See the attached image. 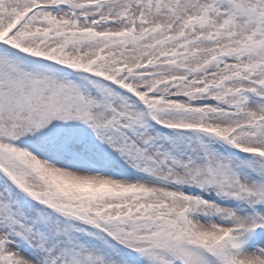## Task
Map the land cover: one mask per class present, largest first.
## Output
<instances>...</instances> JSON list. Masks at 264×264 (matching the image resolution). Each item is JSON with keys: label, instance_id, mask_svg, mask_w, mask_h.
I'll return each instance as SVG.
<instances>
[{"label": "snow or ice", "instance_id": "1", "mask_svg": "<svg viewBox=\"0 0 264 264\" xmlns=\"http://www.w3.org/2000/svg\"><path fill=\"white\" fill-rule=\"evenodd\" d=\"M0 264H264V0H0Z\"/></svg>", "mask_w": 264, "mask_h": 264}]
</instances>
